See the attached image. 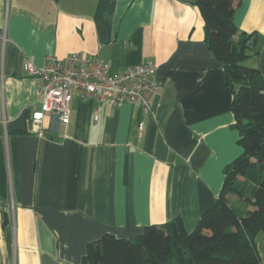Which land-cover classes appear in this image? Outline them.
Segmentation results:
<instances>
[{
  "label": "crops",
  "instance_id": "1",
  "mask_svg": "<svg viewBox=\"0 0 264 264\" xmlns=\"http://www.w3.org/2000/svg\"><path fill=\"white\" fill-rule=\"evenodd\" d=\"M233 21L254 33L264 78V0ZM83 53L114 71L153 62L151 111L74 96L67 124H32L37 82L24 66ZM231 91L183 0H0V264H81L104 234L129 239L214 204L240 154ZM143 123L142 130L139 125ZM264 264V233L256 240Z\"/></svg>",
  "mask_w": 264,
  "mask_h": 264
},
{
  "label": "trees",
  "instance_id": "2",
  "mask_svg": "<svg viewBox=\"0 0 264 264\" xmlns=\"http://www.w3.org/2000/svg\"><path fill=\"white\" fill-rule=\"evenodd\" d=\"M183 1L198 8L204 43L225 72L240 154L223 168L216 200L194 230L176 217L129 239L104 234L87 245L81 264H263L256 240L264 233V78L244 65L258 55L255 34L236 38L241 0Z\"/></svg>",
  "mask_w": 264,
  "mask_h": 264
},
{
  "label": "built area",
  "instance_id": "3",
  "mask_svg": "<svg viewBox=\"0 0 264 264\" xmlns=\"http://www.w3.org/2000/svg\"><path fill=\"white\" fill-rule=\"evenodd\" d=\"M24 71L37 82L38 107L33 108V125L46 118L52 126L67 124L74 96L115 106L138 105L147 116L157 90V65L150 61L114 71L98 58L72 53L61 59L48 57L40 68L28 62ZM142 128L143 123L139 130Z\"/></svg>",
  "mask_w": 264,
  "mask_h": 264
},
{
  "label": "rangeland",
  "instance_id": "4",
  "mask_svg": "<svg viewBox=\"0 0 264 264\" xmlns=\"http://www.w3.org/2000/svg\"><path fill=\"white\" fill-rule=\"evenodd\" d=\"M250 59H252V58H250ZM244 65L247 66V67H252V65H253L252 60L251 61H248V60L245 61Z\"/></svg>",
  "mask_w": 264,
  "mask_h": 264
},
{
  "label": "water",
  "instance_id": "5",
  "mask_svg": "<svg viewBox=\"0 0 264 264\" xmlns=\"http://www.w3.org/2000/svg\"><path fill=\"white\" fill-rule=\"evenodd\" d=\"M201 0H197V2H200Z\"/></svg>",
  "mask_w": 264,
  "mask_h": 264
}]
</instances>
